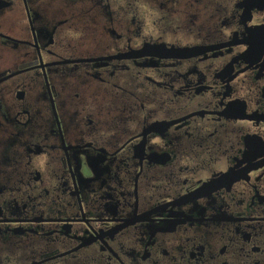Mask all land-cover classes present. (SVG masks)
<instances>
[{"label":"flooded vegetation","instance_id":"obj_1","mask_svg":"<svg viewBox=\"0 0 264 264\" xmlns=\"http://www.w3.org/2000/svg\"><path fill=\"white\" fill-rule=\"evenodd\" d=\"M0 264H264V0H0Z\"/></svg>","mask_w":264,"mask_h":264}]
</instances>
